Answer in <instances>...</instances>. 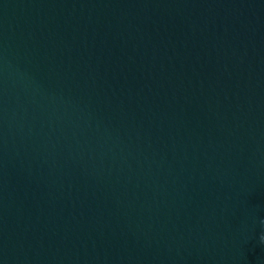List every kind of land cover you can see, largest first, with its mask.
Wrapping results in <instances>:
<instances>
[{"label": "water", "instance_id": "obj_1", "mask_svg": "<svg viewBox=\"0 0 264 264\" xmlns=\"http://www.w3.org/2000/svg\"><path fill=\"white\" fill-rule=\"evenodd\" d=\"M0 264H264V0H0Z\"/></svg>", "mask_w": 264, "mask_h": 264}]
</instances>
